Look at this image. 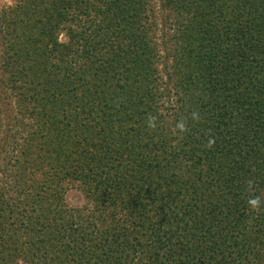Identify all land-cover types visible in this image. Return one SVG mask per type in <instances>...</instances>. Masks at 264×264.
I'll list each match as a JSON object with an SVG mask.
<instances>
[{
    "label": "trees",
    "instance_id": "16d2710c",
    "mask_svg": "<svg viewBox=\"0 0 264 264\" xmlns=\"http://www.w3.org/2000/svg\"><path fill=\"white\" fill-rule=\"evenodd\" d=\"M161 5L3 10L0 264H264V0Z\"/></svg>",
    "mask_w": 264,
    "mask_h": 264
},
{
    "label": "rangeland",
    "instance_id": "374dc122",
    "mask_svg": "<svg viewBox=\"0 0 264 264\" xmlns=\"http://www.w3.org/2000/svg\"><path fill=\"white\" fill-rule=\"evenodd\" d=\"M16 2L17 0H0V15L2 14L4 9L14 5ZM153 8L154 21L156 26V28L154 29V34L161 49L160 55H162L159 68L163 69V66L165 64V66H167L166 70H168L171 61L167 60V54L169 55V44L167 43V41L172 34V26L171 22L167 18L168 13L161 5V0H153ZM60 39L64 40L63 34L60 35ZM165 45H167V47H165ZM65 200L67 205L72 208H81L87 205V200L83 192L79 187H76L72 184L68 185Z\"/></svg>",
    "mask_w": 264,
    "mask_h": 264
},
{
    "label": "clouds",
    "instance_id": "9594fccd",
    "mask_svg": "<svg viewBox=\"0 0 264 264\" xmlns=\"http://www.w3.org/2000/svg\"><path fill=\"white\" fill-rule=\"evenodd\" d=\"M250 205L255 209L258 208L261 205V200L259 197H256L254 199H251L249 201Z\"/></svg>",
    "mask_w": 264,
    "mask_h": 264
}]
</instances>
